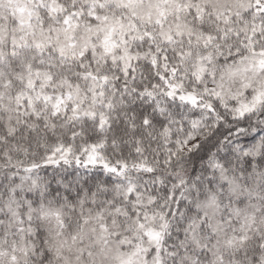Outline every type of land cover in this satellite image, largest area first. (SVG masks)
<instances>
[{
    "label": "snow or ice",
    "instance_id": "obj_1",
    "mask_svg": "<svg viewBox=\"0 0 264 264\" xmlns=\"http://www.w3.org/2000/svg\"><path fill=\"white\" fill-rule=\"evenodd\" d=\"M0 264H264V0H0Z\"/></svg>",
    "mask_w": 264,
    "mask_h": 264
}]
</instances>
